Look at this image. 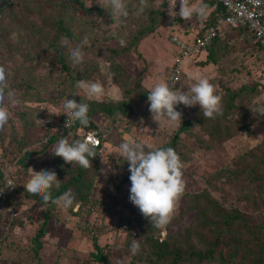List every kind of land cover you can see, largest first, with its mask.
Masks as SVG:
<instances>
[{"label": "rangeland", "instance_id": "rangeland-1", "mask_svg": "<svg viewBox=\"0 0 264 264\" xmlns=\"http://www.w3.org/2000/svg\"><path fill=\"white\" fill-rule=\"evenodd\" d=\"M161 1L147 0V7H157ZM80 2L84 7L91 10L89 15H86L82 10L78 11L81 12L79 13L81 18L87 16L90 20V23L86 26L92 29L94 33L93 40L97 44H93L94 47L91 51H85L83 46L84 63L76 64V66L70 63L69 67L74 66L71 69L73 71L72 76H76L77 70L79 73H82L83 70L91 71L88 79L77 77V81L100 83L104 85L103 94L89 98L83 90L77 87V78L69 81L67 77L65 81L67 84L69 82L73 84L72 89H61L59 91L56 81L54 83L49 81L55 80L59 76V68L55 65L52 67L50 64L49 67L44 68L37 66L34 69L37 75L52 72V79L44 80V89L48 92H40L35 96V98H44V101L36 102L32 100L25 103L20 98L22 96H17L18 92H13L12 96L4 95L3 106L8 109L10 114L9 120L11 122L9 125H16L17 129V122L21 113L35 122L30 132L26 134V137L32 141L24 150L26 148L39 150L41 144H38V142L42 134L45 133L50 136L55 133L59 135L63 133V130L60 131L59 126V118L63 114H49L47 111L49 107L54 105L58 111H62V99L65 96L68 99H75L77 103L85 100L95 101V99L120 101L124 97L121 94V88L112 85L113 77L124 87L130 89L135 87L134 92H131V96L127 99L130 110L123 116L116 117L120 121L114 128L107 127V120L101 118L99 114L93 113L90 115L93 118L92 121L96 123L100 130L104 131V134H101V140L105 141L99 148L100 152L105 154L104 160L106 161L111 156L113 159L107 163L101 161L100 174L94 177V186L88 203L84 205L74 203L68 209H62L55 204L48 208L45 205L34 203L33 200L24 197L22 193H15L9 195L8 199L0 200V249L7 246V252L1 258L9 262L8 264H20L22 262L24 264H34V262L30 263L28 259L31 249L35 247L33 236H35L41 225L44 234L39 240L40 249L38 253L40 254V261L36 264H105L93 260L91 254L96 253V248L101 249L102 254L106 256V264H119L127 260V255L124 253L127 244H131L134 240L142 244L144 237L140 231V223L147 222V226L153 228L152 232L150 231L151 234L155 235L156 230H159L160 238H162L165 233H173L179 230V227L191 226L193 221L194 214L183 212L186 202L181 198L171 222L163 229L153 227L150 219L145 218L139 209L130 202L129 189L131 182L130 180H124L128 173L125 164H128V162L124 161L122 157H118L116 152L119 145L128 140L142 142L145 145V151L149 150L148 145H151L154 150L156 147L170 142L180 122L175 127L168 126L167 123L159 127V124L152 120L149 111L150 104L147 97H145V93L148 94V91L157 81L165 82L172 68L173 55L176 54V50L170 43V38L176 36L182 40L192 39V36L202 27L201 19L197 15H194L188 21L179 17V3L174 9L177 15L172 17L167 6L164 8L166 17L155 30L142 37L134 46H131L128 38L125 37L128 30L138 21L141 24L145 22L141 17L143 13L139 12V0H124L129 11L126 19L113 18L111 10L108 11L102 8L97 0H92V5L91 0H80ZM96 8L99 9L98 12L95 10ZM79 15H77L78 20ZM28 23L37 25L39 20L36 18V22L28 21ZM8 28L7 26L4 30ZM73 28L76 31V27L73 26ZM8 31L10 36L7 37V41L0 43V61L7 54L6 47L13 45L18 48L15 54L17 66L18 58L22 61L21 57L24 54L25 45L21 43L18 31L11 28ZM52 36L53 34L50 35V38ZM103 37L105 38L102 39ZM79 39H70L73 42L71 43L73 47L79 44ZM121 40L124 41L123 45L120 43ZM236 40L239 39L232 38L231 44L235 43V45H229L228 48L221 50L219 56L214 54L213 61L207 57L208 53L205 51L192 57L191 62L185 59L182 60L179 65L180 74L177 88L184 85L185 87L182 90L187 91V86L194 82L197 75L208 78L210 83L214 85L218 95H221V90L225 87L234 89L242 84L250 86L256 83L264 86V53H259L251 41L244 43L243 40L237 42ZM45 46L46 43L40 49L45 48ZM128 46V50H122ZM110 50H115L116 53H111ZM46 51L48 55L52 56L57 53L53 49H47ZM66 51L68 52L67 49ZM34 63L32 61V64ZM9 64L10 61L7 59L0 62V67L4 65L8 67ZM253 93L255 95L252 96V103L257 104L258 109L264 107V89L262 88ZM249 101L250 98L243 100L246 105L250 104ZM238 102L237 99L235 103ZM221 105L223 106L222 103ZM177 107L180 108L182 119H190L197 110L198 105L185 107L180 104ZM46 118L50 122L49 127L43 123V119ZM221 122L226 126H230L237 135L215 149L205 150V144L199 141L205 137V134L199 127L193 126L187 132L178 134L179 139L176 147L178 146L177 152L182 153L184 192L197 193L203 188H208L212 192V196L217 197L221 204L226 206L233 204L238 207L243 204L238 201L240 183L230 187L217 181L212 182V186L209 188L208 186L211 185L210 176L229 163V159L233 156H240L245 153L247 156L244 162L251 158L254 159L252 156L254 147L264 140V115L260 114L258 117L257 115L247 116L243 120L240 113H234L226 116ZM81 132V130H78L79 135H81ZM65 136L69 135L65 134ZM45 141L46 138L41 139V143ZM3 142L6 145L7 139ZM50 151L51 146L46 149L47 153L43 151V154L49 155ZM9 158L4 165L7 174L14 168L12 155H9ZM47 164L48 161L45 158L39 159L37 164H26L27 171L30 173L28 178L31 176V169L33 171L50 170L51 167ZM16 170L19 173L16 172L15 186L20 187L25 178L24 175L20 174L21 169L16 168ZM85 207H88L87 212L84 211ZM44 213L47 214V218L44 217ZM252 218L256 220L253 215ZM111 251L112 254H109Z\"/></svg>", "mask_w": 264, "mask_h": 264}, {"label": "trees", "instance_id": "trees-1", "mask_svg": "<svg viewBox=\"0 0 264 264\" xmlns=\"http://www.w3.org/2000/svg\"><path fill=\"white\" fill-rule=\"evenodd\" d=\"M191 2L193 4L203 3L207 5L206 15L202 18L198 16L201 19V29L207 25H215L217 20L224 15L223 9L218 3L212 8L214 4L213 0H191ZM167 6V1L162 0L159 6H148L144 10L141 15L145 21L144 24L138 23V21L128 30L125 36L129 40V45L134 46L142 37L155 30L164 17H166L164 8ZM78 10H82L86 15H89L91 11L89 8L84 7L80 0H0V43L7 41V37L10 36L8 35V30L11 28L19 32L21 43L25 45L24 54L21 57L22 61L18 58L17 66L15 54L18 48L9 45L5 49L7 54L2 61L7 59L10 61L8 67L6 65L3 66L7 85L5 95L18 92L17 96H22L20 98L25 103L32 100L36 102L44 101V98H35V96L40 92H48V90L44 89V80L52 79V72H47L45 75H37L34 72L37 66L44 68L46 66L49 67L50 64L52 67L55 65L59 68V76L55 80H49L52 83L56 81L59 91L61 89H72L73 84L71 82L67 84L65 81L66 77L69 81L77 77L79 79L89 78L91 71L88 72L86 70H83L82 73H79L77 70L76 76H72L73 71L71 69L76 64L72 68L69 67L71 61L68 52L60 46V39L64 37H67L69 40H75V38L83 39L87 36L89 43L87 44L88 46L84 45L85 51H91L94 47L93 44H97L93 40L94 33L92 29L86 26L90 23V20L87 16L81 18L79 15L81 12ZM95 10L99 11L98 8ZM77 15H79V20L77 19ZM36 18L39 20L37 25L34 23L30 25L28 23V21L36 22ZM7 26L9 28L4 30ZM73 26L76 27V31ZM201 29L196 33L200 34ZM196 33L195 35H197ZM22 34L25 36L24 38ZM52 34L53 36L50 38ZM183 34L185 35V33ZM232 38L239 39L236 42L240 40H243L244 43L251 41L259 53H264V46L260 45L245 28L240 27H223L220 34L211 40L200 53L205 51L208 53L207 57L213 61L215 56L220 55L221 50L226 47L228 48L229 45H235V43L231 44ZM82 39H79V44ZM45 43V48L40 49ZM47 49L56 50V55H48ZM128 49L129 46L122 50ZM110 52L116 53L115 50H110ZM214 54L215 56H213ZM32 61L35 63L32 64ZM111 83L121 88V94L124 97L122 100L113 102L95 99V101L85 100L83 102L89 106L88 118L89 122L93 123L91 126L94 128L98 126L92 121L91 114H99L101 118L107 120V127L114 128L120 121L116 117L123 116L130 110L127 99L131 96V92H134L135 87L132 89L124 87L115 77L112 78ZM262 88L264 89V86L257 83L250 86L242 84L234 89L223 88L220 95L222 98L221 103L223 104L222 114L216 115L214 118H206L203 116L202 110L198 105L197 110L190 119L183 118L181 120L170 142L155 149L172 147L177 152L178 134L187 132L193 126L199 127L205 134V137L199 140L205 144V150L222 146L237 135V133L233 132L230 126H226L221 121L226 116L233 115L234 113H240L243 120L247 116L257 115L258 117L260 114L255 112L258 108L257 104L252 103V96L255 95L253 92H257ZM147 96L148 94L145 93V97ZM247 98H250L249 105L243 102ZM237 99L239 102L235 103ZM177 106L176 110L179 111L180 108ZM45 120L43 119V123L49 127V124L45 123ZM10 122L9 120L4 129L0 130V184L7 193V199L9 195L22 193L24 197L33 200L34 203L45 205L48 208L53 206L51 202L44 204L39 194H30L23 186L28 181V176L30 175L26 164H37L39 159L45 158L48 161L47 165L51 167L50 170L56 172L57 179L59 180V188L53 187L51 189L52 197L57 198L65 192H71L74 196V203H81L83 205L88 203L91 190L94 186V177L100 174L101 161L105 155L102 152L99 153L98 149L105 140H100L99 148H96L97 156L89 158L92 166L85 169L79 165L72 166L70 163H65L62 157L55 156L52 153L54 152L55 145L61 138L67 139L69 143L75 140H82V132L79 135L78 128H72L69 136H65L66 132H63L61 135L55 133L50 136L44 133L39 138L38 144H41L39 145V150L33 148H26L24 150L32 141L26 137V134L30 132L35 122L28 119L23 113L19 115L17 129L16 125L13 126L12 124L10 126ZM42 138H46L44 143H41ZM5 139H7L6 145L3 142ZM49 146H51L50 154H43V151L46 152ZM177 153L181 159L182 153ZM9 155H12L14 168L7 174L8 172H5L4 165L10 159ZM236 156H233L229 159V163L211 174V185L208 187L210 188L212 182L217 181L230 187L240 183L238 201L243 203L241 206L237 207L233 204L226 206L221 204L217 200V197L212 196V192L208 188H203L197 193L184 192L181 197L186 202L183 212L194 214L191 226L182 225L183 227H179V230L173 233H165L160 238L159 230H156L155 235L151 234L153 228H149L147 222L140 223V231L143 233L144 238L142 244L139 243V252L133 255L130 251L132 243L127 244V249L124 250L127 260L119 264H264V140L254 147L252 152L254 159L251 158L247 162H244L247 156L245 153L239 157ZM112 159V156L108 157L105 162ZM16 168L22 170L20 174L24 175L25 178L20 187L15 186L17 179L16 172L19 173ZM125 168L129 169V164H125ZM129 176L130 172L128 170L124 180L128 181ZM87 210L88 207L86 208ZM43 215L47 218L46 213ZM252 215L255 216L256 220L252 218ZM43 234V226L41 225L37 229L35 236H33L35 247L30 252L28 259L30 263L34 262L36 264V262L39 263L40 261V254L38 253L40 249L39 240ZM36 238L38 239L37 241ZM95 251L96 253L91 254L93 260L106 264L107 259L102 254L101 249L96 248ZM6 252L7 246L0 249V264L9 263L1 258ZM109 254H112V251Z\"/></svg>", "mask_w": 264, "mask_h": 264}, {"label": "clouds", "instance_id": "clouds-1", "mask_svg": "<svg viewBox=\"0 0 264 264\" xmlns=\"http://www.w3.org/2000/svg\"><path fill=\"white\" fill-rule=\"evenodd\" d=\"M97 3L108 11L110 9L113 18L126 19L129 15L124 0H97ZM167 4L169 14L175 17L177 13L174 9L177 0H167ZM179 4L178 15L185 21L190 20L194 15L201 18L206 15L207 5L203 3L193 4L191 0H179ZM146 7L147 0H139V12L143 13ZM88 43V37L85 36L80 44L73 47L71 41L64 37L60 46L68 50L72 64H81L84 61L82 49ZM120 43L123 45L124 41L121 40ZM6 87L5 69L0 67V130H3L8 123L10 115L8 109L3 106ZM77 87L83 90L89 98L100 96L104 92L103 86L97 82L79 80ZM184 87L181 85L180 88H177L176 83L170 81H157L148 91L149 111L152 120L157 122L159 127L164 123L175 127L181 122L182 113L176 110V106L180 104L185 107L199 105L206 118H214L216 115L222 114V98L216 94V89L208 78L197 75L194 82L187 86V91L182 90ZM8 95L12 94L8 93ZM47 111L52 115L66 114L68 119L65 127H70L76 121L85 127L89 124L88 104L77 103L75 99H68L67 96L62 99V111H58L54 105ZM255 112L264 115V107ZM98 144L99 141L92 136L83 140H75L72 143L61 138L52 153L62 157L65 163H70L72 166L79 165L87 169L92 166L89 158L97 156ZM147 147L149 150L145 151V145L142 142L128 140L119 145L116 154L129 164L130 202L139 209L145 218L150 219L153 227L163 229L171 222L185 190L182 179L183 164L178 153L172 147L154 150L151 145ZM102 162L107 163L104 159ZM23 186L28 193L39 194L44 204L51 202L62 209H68L74 203V196L71 192H65L57 198L52 197L51 189L59 188V180L54 170L33 171L31 169V176ZM2 191L0 190V192ZM5 198H7L6 191ZM139 250L140 245L134 240L130 251L135 255Z\"/></svg>", "mask_w": 264, "mask_h": 264}, {"label": "built area", "instance_id": "built-area-1", "mask_svg": "<svg viewBox=\"0 0 264 264\" xmlns=\"http://www.w3.org/2000/svg\"><path fill=\"white\" fill-rule=\"evenodd\" d=\"M167 1V0H166ZM214 4L218 3L223 9V17L217 20V23L207 25L200 30V34L190 40H182L176 36L170 38V43L175 47L176 54H174L173 64L165 82H173L178 85V76L180 74L179 65L182 60H188L199 54L210 43L211 40L216 38L223 27L228 28H245L258 43L264 46V4L259 0H213ZM179 0H177V4ZM68 117L63 114L59 118V126L63 132L70 135L72 128H78L82 131V140L92 136L99 141L100 145L101 134L104 131L99 127L94 128L91 126L92 122L88 126H82L79 121L73 123L70 127H65ZM45 123L50 124L49 120H45ZM68 131V132H67ZM97 146V147H98ZM100 152V149H98ZM0 199L5 198V191L0 184Z\"/></svg>", "mask_w": 264, "mask_h": 264}, {"label": "water", "instance_id": "water-1", "mask_svg": "<svg viewBox=\"0 0 264 264\" xmlns=\"http://www.w3.org/2000/svg\"><path fill=\"white\" fill-rule=\"evenodd\" d=\"M259 1H261L264 4V0H259Z\"/></svg>", "mask_w": 264, "mask_h": 264}]
</instances>
